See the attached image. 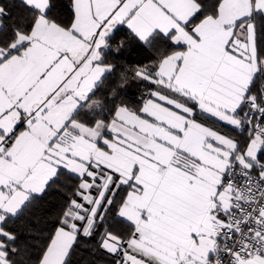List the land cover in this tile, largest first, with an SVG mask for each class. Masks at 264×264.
Listing matches in <instances>:
<instances>
[{
	"label": "snow or ice",
	"instance_id": "snow-or-ice-1",
	"mask_svg": "<svg viewBox=\"0 0 264 264\" xmlns=\"http://www.w3.org/2000/svg\"><path fill=\"white\" fill-rule=\"evenodd\" d=\"M18 3L0 0V264L81 245L96 264H264V0H70L67 21ZM132 46L154 56L117 73Z\"/></svg>",
	"mask_w": 264,
	"mask_h": 264
},
{
	"label": "trees",
	"instance_id": "trees-1",
	"mask_svg": "<svg viewBox=\"0 0 264 264\" xmlns=\"http://www.w3.org/2000/svg\"><path fill=\"white\" fill-rule=\"evenodd\" d=\"M10 4H16V7L11 9L13 17H20L24 15L23 9L19 6L18 0H9ZM57 7L54 10L55 14L59 16L60 19L67 21L71 17L70 10V0H56ZM120 28L119 32H114V35L118 39H124L127 37L128 30L122 25L118 26ZM157 47H160L158 45ZM134 46L129 47L122 55L117 56L113 61L118 65L117 73H119L123 68H134L138 64H148L150 59L154 56L152 50H145L141 48H135ZM109 60H112V57L109 56ZM126 91V98L129 101L137 100L140 96L141 86L137 83H131ZM246 135V133H245ZM63 183V178L61 180ZM62 194L57 190H53L51 194L41 201L37 207L33 210L34 216L41 217V226L43 225V220L49 217H52L60 205V196ZM31 226L33 228L37 227L36 221L33 217L25 216L19 219L15 227L20 231L22 238H31L27 233L25 226ZM103 258L93 254L91 246H84L78 249L77 253L73 258V264H96V262L101 261Z\"/></svg>",
	"mask_w": 264,
	"mask_h": 264
},
{
	"label": "crops",
	"instance_id": "crops-1",
	"mask_svg": "<svg viewBox=\"0 0 264 264\" xmlns=\"http://www.w3.org/2000/svg\"><path fill=\"white\" fill-rule=\"evenodd\" d=\"M126 28H127V26L126 25H124ZM230 134H232V135H238L239 133H237V132H235V131H231L230 130Z\"/></svg>",
	"mask_w": 264,
	"mask_h": 264
}]
</instances>
